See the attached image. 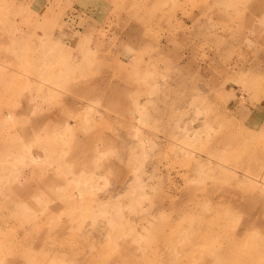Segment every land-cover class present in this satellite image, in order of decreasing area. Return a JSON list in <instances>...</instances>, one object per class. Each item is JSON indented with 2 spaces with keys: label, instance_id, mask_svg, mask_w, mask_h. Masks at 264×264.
Segmentation results:
<instances>
[{
  "label": "rangeland",
  "instance_id": "374dc122",
  "mask_svg": "<svg viewBox=\"0 0 264 264\" xmlns=\"http://www.w3.org/2000/svg\"><path fill=\"white\" fill-rule=\"evenodd\" d=\"M0 264H264V0H0Z\"/></svg>",
  "mask_w": 264,
  "mask_h": 264
},
{
  "label": "bare ground",
  "instance_id": "6f19581e",
  "mask_svg": "<svg viewBox=\"0 0 264 264\" xmlns=\"http://www.w3.org/2000/svg\"><path fill=\"white\" fill-rule=\"evenodd\" d=\"M260 65V64H259ZM236 136H238V135H236ZM232 140V139H231ZM220 142H221V140H220ZM229 142V141H228ZM218 144H222V143H218ZM221 146V145H220ZM244 151H248V150H246V149H244ZM238 152H239V149H238ZM240 152H242V151H240ZM249 153V152H248ZM245 155H247V157L246 158H250L251 159V153H250V155L249 154H245ZM244 156V155H243ZM251 156V157H250ZM242 157V156H241ZM253 161V160H252ZM252 166L250 165V168H251ZM250 193H252V195L256 198V195H258V194H256V192L255 191H253V192H251L250 191ZM237 201V200H236ZM255 203V202H254ZM120 225H122V224H120ZM122 227H124V226H122ZM119 229V228H118ZM120 233V232H119ZM119 237H121V235H119ZM252 239V238H251ZM250 242V241H249ZM253 245V244H252ZM251 245V246H252ZM251 248V247H250ZM250 248L248 249V250H250ZM252 249V248H251ZM244 252V251H243ZM245 253V252H244ZM247 253V252H246ZM259 261V260H258Z\"/></svg>",
  "mask_w": 264,
  "mask_h": 264
}]
</instances>
